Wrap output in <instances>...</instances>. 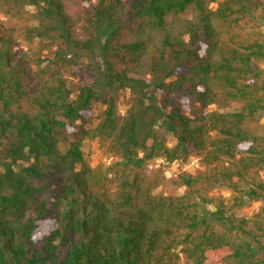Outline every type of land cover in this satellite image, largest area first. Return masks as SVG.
Listing matches in <instances>:
<instances>
[{"label": "trees", "instance_id": "trees-1", "mask_svg": "<svg viewBox=\"0 0 264 264\" xmlns=\"http://www.w3.org/2000/svg\"><path fill=\"white\" fill-rule=\"evenodd\" d=\"M263 119L264 0H0V264H264Z\"/></svg>", "mask_w": 264, "mask_h": 264}, {"label": "rangeland", "instance_id": "rangeland-1", "mask_svg": "<svg viewBox=\"0 0 264 264\" xmlns=\"http://www.w3.org/2000/svg\"><path fill=\"white\" fill-rule=\"evenodd\" d=\"M128 97V95H127ZM125 98L121 99V105H120V109L122 112H125V107L124 104L126 103ZM123 104V105H122ZM264 126V119L261 121V123L256 126V127H261L259 130V133L262 132V128ZM173 138V137H172ZM171 136H170V144H174L173 140H172ZM87 153H88V160L90 162L91 165H97L100 163H106V159L103 156V153L98 149L97 146H95L94 144L90 145V148L87 149ZM109 162V161H107ZM107 164V163H106ZM151 169L154 170H158V169H162L164 168V170L166 171L167 177L170 180H174L177 179V177L184 173V172H189L191 174H195L198 171V162L197 159L192 158L189 162L187 163H183V162H176L172 165H167L165 162L163 161H158L154 164L151 165L150 167ZM159 192H164L165 194H169V195H180L183 193V189H178L174 186L173 181L169 182L167 184V187L165 189L160 188ZM223 194L225 196H228L229 193L228 192H223ZM262 204L260 203H256V204H252L250 207L245 208L241 214L245 215V216H250L254 211L258 210L260 208Z\"/></svg>", "mask_w": 264, "mask_h": 264}]
</instances>
